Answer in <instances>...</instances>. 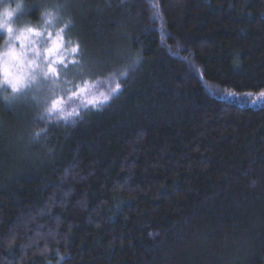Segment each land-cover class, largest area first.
I'll return each mask as SVG.
<instances>
[{
  "label": "trees",
  "instance_id": "16d2710c",
  "mask_svg": "<svg viewBox=\"0 0 264 264\" xmlns=\"http://www.w3.org/2000/svg\"><path fill=\"white\" fill-rule=\"evenodd\" d=\"M25 4L71 19L68 89L141 62L58 123L0 100V264H264V0Z\"/></svg>",
  "mask_w": 264,
  "mask_h": 264
},
{
  "label": "clouds",
  "instance_id": "9594fccd",
  "mask_svg": "<svg viewBox=\"0 0 264 264\" xmlns=\"http://www.w3.org/2000/svg\"><path fill=\"white\" fill-rule=\"evenodd\" d=\"M25 12V0H0V100L12 105L18 98L30 99L41 105V116L47 119L46 107L54 99L53 93H67L71 83L53 75L70 52L62 51L60 29L71 19L62 17L57 5L41 7L36 18L21 19ZM60 72L62 77L66 75L63 69ZM53 114L50 122L65 120L66 112ZM46 131L38 129L33 136ZM256 184L250 182L252 187Z\"/></svg>",
  "mask_w": 264,
  "mask_h": 264
},
{
  "label": "snow or ice",
  "instance_id": "6c2138e0",
  "mask_svg": "<svg viewBox=\"0 0 264 264\" xmlns=\"http://www.w3.org/2000/svg\"><path fill=\"white\" fill-rule=\"evenodd\" d=\"M57 7H63L62 5H57ZM157 12H159V7L156 6ZM72 24V21L65 24L64 28L60 29L61 33V40L65 43V29L69 28V25ZM67 43L69 47L67 49H64V51H70L74 56L79 55L80 60L73 59L71 63L77 65V71L82 75L83 74V65L81 63V60H83V49L79 43H74L71 39L67 40ZM63 48V44L61 45ZM141 62V57L139 54H137L128 65H126L125 68L121 69L118 73L115 74L111 79L105 80L103 82L101 81H95L91 82L87 79L83 80L81 83L76 84L72 89H68L67 95L61 96L59 94L54 95V99L47 105L46 112L48 113V116L50 117L55 112H61L65 113V120H67L69 117L73 116H79L80 112L79 109L81 107L84 108H93L100 110L101 107L107 103H109L112 99H114L116 96L122 93L123 89L121 87V82L116 81V76L126 78L129 75V70H134L136 66L139 65ZM60 64L63 65L64 68H67V64L65 63V59L62 58L60 61ZM55 79L58 80L60 71H57L53 74ZM201 79H203V74H201ZM101 83L107 85L106 91H100V85ZM115 84L113 87L112 85ZM229 95H234V93H229ZM245 96H253L254 93L248 92L243 94ZM257 100L264 101V90H260L257 94ZM76 100H79L80 103L78 105L71 106L70 110H67V105H69V102H75ZM42 119L45 117L41 116ZM75 123V121H73ZM36 139H39V135L37 134ZM63 259V257H61Z\"/></svg>",
  "mask_w": 264,
  "mask_h": 264
}]
</instances>
